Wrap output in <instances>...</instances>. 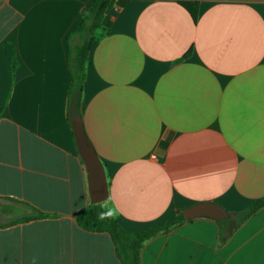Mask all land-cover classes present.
I'll return each instance as SVG.
<instances>
[{
  "label": "crops",
  "instance_id": "0c3cea01",
  "mask_svg": "<svg viewBox=\"0 0 264 264\" xmlns=\"http://www.w3.org/2000/svg\"><path fill=\"white\" fill-rule=\"evenodd\" d=\"M182 2L198 4L196 23ZM91 4L0 0V264H121L108 234L76 220L90 197L69 35ZM94 39L80 116L127 231L264 198V0H129ZM32 208L52 217L17 223ZM219 222L147 241L141 264H264V206L225 241Z\"/></svg>",
  "mask_w": 264,
  "mask_h": 264
},
{
  "label": "trees",
  "instance_id": "16d2710c",
  "mask_svg": "<svg viewBox=\"0 0 264 264\" xmlns=\"http://www.w3.org/2000/svg\"><path fill=\"white\" fill-rule=\"evenodd\" d=\"M129 0H92L89 8L81 12L79 25L69 35L70 49L68 53L69 74L71 86L69 95L71 103L76 107L78 115H81V96L85 78V65L93 43L95 42V33L103 27L107 14L113 9L123 8ZM181 5L189 11L193 21L196 23L198 18L199 6L197 3ZM77 39L76 45L72 44L73 39ZM17 67L15 56L11 59V72ZM74 117L72 116V120ZM104 203L91 204L81 210L76 217L78 226L89 233L108 234L116 249V255L121 264H141V252L144 244L161 235L168 233L173 228L184 224L187 220L183 212L177 213L174 217L164 222L151 225L138 232L127 231L121 223L120 218L100 219L99 214L107 211L102 207ZM264 206V198L254 203L252 206L233 213L234 217L220 221L221 224H227V229H223L222 238L225 241L237 228L243 225L247 219ZM33 214L23 217L17 223H27L34 220L51 218V215L45 214L35 208H32Z\"/></svg>",
  "mask_w": 264,
  "mask_h": 264
},
{
  "label": "water",
  "instance_id": "95a60500",
  "mask_svg": "<svg viewBox=\"0 0 264 264\" xmlns=\"http://www.w3.org/2000/svg\"><path fill=\"white\" fill-rule=\"evenodd\" d=\"M72 126L79 154L87 171L88 190L91 204H100L109 200V187L105 166L87 135L82 116L72 120ZM187 221L195 218H209L226 221L234 217L220 205L210 202L199 203L183 211Z\"/></svg>",
  "mask_w": 264,
  "mask_h": 264
},
{
  "label": "clouds",
  "instance_id": "9594fccd",
  "mask_svg": "<svg viewBox=\"0 0 264 264\" xmlns=\"http://www.w3.org/2000/svg\"><path fill=\"white\" fill-rule=\"evenodd\" d=\"M102 207H107L106 205H103ZM117 214V210L116 209H109L107 211H102L100 214H99V218L100 219H109V218H115Z\"/></svg>",
  "mask_w": 264,
  "mask_h": 264
}]
</instances>
